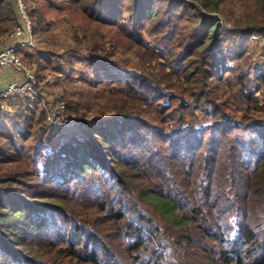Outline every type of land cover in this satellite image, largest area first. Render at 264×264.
<instances>
[{
  "label": "trees",
  "instance_id": "1",
  "mask_svg": "<svg viewBox=\"0 0 264 264\" xmlns=\"http://www.w3.org/2000/svg\"><path fill=\"white\" fill-rule=\"evenodd\" d=\"M51 1L38 26L81 16L78 78L106 97L96 113L68 100L74 128L0 117V264H264V70L229 37L264 33V0L243 17L238 0ZM14 15L0 0V36Z\"/></svg>",
  "mask_w": 264,
  "mask_h": 264
},
{
  "label": "rangeland",
  "instance_id": "2",
  "mask_svg": "<svg viewBox=\"0 0 264 264\" xmlns=\"http://www.w3.org/2000/svg\"><path fill=\"white\" fill-rule=\"evenodd\" d=\"M65 0H52L51 7L53 9H59L62 11L64 8L70 5L64 2ZM196 1V0H190ZM39 0H25L29 14L33 17L34 21V34L36 38L35 47L30 50H26L28 60L24 61L35 69V74L38 78V84L43 91V102L39 104L35 102H25L22 108L17 109V113H24L27 119L32 117V113L38 112L40 109L51 107L58 101H63L65 104L69 100L70 105H78L82 110L90 108L93 112H97L103 107L102 102L105 99V93L99 91L97 88L87 87L80 77L79 69L82 63L78 59L80 54L87 51L88 39L91 37V32H87L84 38L85 31L82 30L80 22L81 16H70L67 12H60L58 15L48 16L41 26H38V19L41 15V8ZM253 3V1H252ZM230 7V13H236L242 17L246 15V10L251 5L250 0H238L234 1L232 5L227 2L225 4ZM42 7V6H41ZM218 14V13H217ZM221 22L224 24V29H231V23L221 16ZM199 18H197V21ZM16 21V14L14 18L7 19L5 16L2 18V25H4V32L0 36V45L5 44L7 41V34L12 29ZM79 27V28H78ZM77 30L75 34L74 31ZM257 33V32H255ZM231 39L235 38L239 42L243 41V44L239 47L240 57L236 63L239 64L243 71H249L253 75H257L260 71L264 70V51L261 43L258 39H253L250 33H241L240 31L232 32L229 35ZM82 38V39H81ZM224 49L229 53H234L235 47L231 44L225 45ZM23 53V52H22ZM26 56V55H25ZM115 58L122 59L127 58L135 63H142V59L139 55L132 52H126L124 50L116 51ZM158 61H162L158 59ZM156 64V60L146 62L145 67L147 70L153 71V66ZM167 70V69H166ZM258 81H254L250 87H256ZM259 85V84H258ZM239 85L236 78L233 77L228 92L224 93V97L234 94L237 91ZM264 85H261L255 92V97L258 102H262L264 98ZM243 110L245 105L241 104ZM65 115L71 116L77 120L75 113L67 110V106L64 111ZM253 113V111H251ZM11 116V115H10ZM34 116V115H33ZM32 121V120H31ZM77 123V121H76ZM25 126V125H22ZM76 127V126H75Z\"/></svg>",
  "mask_w": 264,
  "mask_h": 264
},
{
  "label": "built area",
  "instance_id": "3",
  "mask_svg": "<svg viewBox=\"0 0 264 264\" xmlns=\"http://www.w3.org/2000/svg\"><path fill=\"white\" fill-rule=\"evenodd\" d=\"M16 21L7 34V41L0 45V117H8L23 107L25 102H43V91L38 84L35 69L23 59L22 52L36 45L33 17L25 0H15ZM264 51V33L251 32ZM13 73L1 80L2 70ZM10 75V74H9ZM66 104L58 101L45 109L46 120L54 127L74 128L75 118L65 115Z\"/></svg>",
  "mask_w": 264,
  "mask_h": 264
},
{
  "label": "crops",
  "instance_id": "4",
  "mask_svg": "<svg viewBox=\"0 0 264 264\" xmlns=\"http://www.w3.org/2000/svg\"><path fill=\"white\" fill-rule=\"evenodd\" d=\"M12 75H13V73L8 72L7 70L4 69V70H2L1 80L2 81L6 80V79H8V76H12Z\"/></svg>",
  "mask_w": 264,
  "mask_h": 264
}]
</instances>
